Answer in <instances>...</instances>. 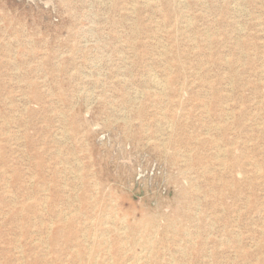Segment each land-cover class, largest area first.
I'll use <instances>...</instances> for the list:
<instances>
[{
  "label": "rangeland",
  "instance_id": "rangeland-1",
  "mask_svg": "<svg viewBox=\"0 0 264 264\" xmlns=\"http://www.w3.org/2000/svg\"><path fill=\"white\" fill-rule=\"evenodd\" d=\"M22 263L264 264V0H0Z\"/></svg>",
  "mask_w": 264,
  "mask_h": 264
},
{
  "label": "bare ground",
  "instance_id": "bare-ground-1",
  "mask_svg": "<svg viewBox=\"0 0 264 264\" xmlns=\"http://www.w3.org/2000/svg\"><path fill=\"white\" fill-rule=\"evenodd\" d=\"M158 80H160V79H158ZM152 81H153V79H152ZM156 81V80H155ZM161 81V80H160ZM160 85V84H159ZM161 85H164V84H161ZM165 86V85H164ZM163 87V86H162ZM159 88H161V87H159ZM158 90V89H157ZM162 92V91H161ZM156 93H158V92H156ZM160 93V92H159ZM160 95H162V94H160ZM165 97V96H164ZM63 113V112H62ZM227 114V113H226ZM130 127V126H129ZM69 139V138H68ZM250 180V179H249ZM8 214V213H7ZM118 215V214H117ZM117 218V217H116ZM125 215H124V218H120L121 220H125ZM64 219H66V217L64 218ZM69 220H71V219H69ZM116 220V219H115ZM61 221H62V219H61ZM142 221V220H141ZM58 222V221H57ZM123 222V221H122ZM63 223H65V222H63ZM55 224V223H54ZM51 225V224H50ZM49 225V226H50ZM67 225V224H66ZM125 226H127V225H125ZM50 227H52V226H50ZM107 227V226H106ZM107 229V228H106ZM117 229H119V228H117V227H113V231L112 232H115L116 233V237H117V239H120V238H123L124 236H126V232H120V230H117ZM125 230V229H124ZM50 231H52V229L50 230ZM61 230H58V232H60ZM106 231V230H105ZM108 231V230H107ZM110 231V230H109ZM51 233V232H50ZM125 234V235H124ZM48 235V234H47ZM69 235V234H68ZM133 236H135V235H133ZM48 237V236H47ZM111 237H108V242L110 243V245H109V255H110V258L111 259H114V261H116V260H118L117 259V255L121 252V250H123L122 249V247H124V246H121L119 243V241H114V240H112V239H110ZM105 241H107V238L105 239ZM122 243V242H121ZM148 245H150V243L151 242H146ZM124 244V243H123ZM125 245V244H124ZM19 249H21V248H19ZM95 249V248H94ZM96 250V249H95ZM23 253V252H22ZM96 253H97V251H96ZM151 253V252H150ZM149 254V253H148ZM92 255V254H91ZM21 256V255H20ZM139 258V257H138ZM150 258V257H149ZM90 259V258H89ZM140 259V258H139ZM138 259V260H139ZM81 260V259H80ZM121 260V259H120ZM82 261V260H81ZM113 261V260H112ZM130 262V261H129ZM128 262V263H129ZM136 262V261H135ZM34 263V262H33ZM23 264V263H22ZM82 264V263H81ZM121 264V263H120ZM126 264V263H125Z\"/></svg>",
  "mask_w": 264,
  "mask_h": 264
}]
</instances>
